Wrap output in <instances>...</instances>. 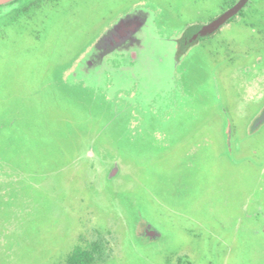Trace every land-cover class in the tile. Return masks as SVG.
Returning a JSON list of instances; mask_svg holds the SVG:
<instances>
[{"label":"rangeland","instance_id":"obj_1","mask_svg":"<svg viewBox=\"0 0 264 264\" xmlns=\"http://www.w3.org/2000/svg\"><path fill=\"white\" fill-rule=\"evenodd\" d=\"M216 2L59 0L4 28L0 159L16 166L0 167V264H60L80 235L90 239L96 231L111 243L98 264H264V124L249 131L264 97L242 93L235 73L240 56L220 60L222 107L212 105L204 114L187 107L154 114L124 103L126 110L113 117L102 98L65 86L63 93L38 66L60 48L82 51L131 7H160V30L207 21ZM218 36L237 51L252 46L243 27L224 28ZM128 114L168 132L170 144L156 151L147 144L128 155L104 145L102 121H124ZM195 116L200 121L186 122ZM225 126L240 145L233 157L223 149ZM97 142L107 155L123 159L120 176L107 188ZM192 142L199 153L187 166ZM143 178L154 198L141 193ZM141 195L149 201H140ZM139 219L160 237H139Z\"/></svg>","mask_w":264,"mask_h":264},{"label":"flooded vegetation","instance_id":"obj_2","mask_svg":"<svg viewBox=\"0 0 264 264\" xmlns=\"http://www.w3.org/2000/svg\"><path fill=\"white\" fill-rule=\"evenodd\" d=\"M216 1L213 11L208 10L209 17L205 22L181 24L174 26V29L160 25L159 31L162 35L174 38V56L177 60L174 67V82L169 89L160 90L153 96L146 98L143 104H132L128 100V97H132L136 92L135 85L126 86L121 82H114L113 78L115 79V77L111 75H108L110 80L106 81L105 90L103 88L95 89L92 86H86L83 81L73 84L67 82V74L98 37H95L87 47L76 54L63 47L56 54L50 55L48 63H45L43 66L38 65L42 72L41 77L53 81L54 88L59 89L63 93L66 92V89L72 93L85 89L93 97L102 98L109 105L108 113L114 112L113 117H117L120 112L125 111V107L138 108L141 111L154 114H163L180 107H187L189 110L202 114L212 105H215L217 108L222 107L220 105L221 94L218 87L217 75L220 60H229L232 63V59L240 56L242 62L236 66L235 73L240 78L242 93L264 97V0ZM14 2L17 3V6L0 15V38L3 36L6 26L15 24L23 17L28 20L32 19L36 3L41 2L45 6L49 3H57L59 0H15ZM14 2L2 5V7H9ZM25 6L28 8L25 9ZM134 7H146L153 10L155 13V23L157 16L161 13V8L158 6L152 8L146 5H137ZM134 7L123 11L120 15ZM162 9L164 10L163 7ZM166 10L172 13L170 9ZM228 27L246 28L252 40L250 50L246 46L242 50L237 51L235 48L233 49L235 45L232 41L218 38L223 29ZM33 49L31 50L33 51ZM63 54H65L64 58H62ZM2 55L3 52L0 47V61ZM248 55L250 58L246 61L244 58L248 57ZM116 57L120 58L119 55L109 58V61L115 67L120 63ZM68 58H70L69 62L64 65L63 63ZM29 63L30 66H35V62ZM64 86L66 89L62 88ZM124 103L126 104L125 107L121 106ZM263 107L264 101L257 108L253 119L259 115ZM113 117L102 121L103 123L100 125L99 132L101 131L106 140L103 144H109V147L117 149L118 154L124 153L128 155V152L131 153V151L144 149V147H147V144L150 145L151 151L160 150V148L167 147L170 144L166 138L169 137V133L164 132L163 129L158 130V127H155L153 124L140 125V123L129 118V114L128 119L124 121H116ZM196 117L186 122L193 123L200 121ZM222 133V139L224 140L223 149L228 156L233 157L234 153L236 154L240 149V145L234 141L232 133L226 126L223 127ZM104 145L97 142V148L101 156L100 160L102 163L107 164V171L103 179L104 186L107 188L113 186V181L116 177L120 176L121 161L123 162V159L120 158V155H107ZM197 150L198 147L193 142L188 146L186 149L185 165H194V160H196L199 153ZM141 165H143V162H141ZM143 167H141L142 170H146ZM139 186L141 193L142 189L147 190L149 196L154 198L150 191L151 188L147 187L144 178ZM140 201L148 202L149 200L148 197L141 195ZM147 222L149 221L144 219L142 230ZM141 238L149 240L146 237Z\"/></svg>","mask_w":264,"mask_h":264},{"label":"water","instance_id":"obj_3","mask_svg":"<svg viewBox=\"0 0 264 264\" xmlns=\"http://www.w3.org/2000/svg\"><path fill=\"white\" fill-rule=\"evenodd\" d=\"M15 0H0V15L17 6ZM14 2L9 7L2 5ZM119 55L120 63L113 66L109 58ZM174 38L162 35L155 23V13L146 7H134L120 15L105 28L96 41L77 61L67 74L66 80L73 84L83 81L95 89L105 88L108 75L114 82L135 85L136 92L128 100L143 104L146 98L160 90L169 89L174 82ZM264 123V107L249 127L254 132ZM143 237L155 240L160 231L146 223L141 231Z\"/></svg>","mask_w":264,"mask_h":264},{"label":"trees","instance_id":"obj_4","mask_svg":"<svg viewBox=\"0 0 264 264\" xmlns=\"http://www.w3.org/2000/svg\"><path fill=\"white\" fill-rule=\"evenodd\" d=\"M39 1V0H38ZM36 8L34 11L39 10L43 7L44 4L41 2L36 3ZM28 8L25 6V9ZM20 11V10H19ZM15 167L13 162L4 161L0 159V167ZM144 225V219H139L138 226L136 228V234L139 237L141 235V230ZM147 238V237H146ZM148 239V238H147ZM111 246L110 241L107 237L101 234V232L96 231L94 238H86L83 235H80L77 241L74 243L72 248L67 252L63 257L60 264H98L103 262L108 255V248ZM178 259L177 264H181Z\"/></svg>","mask_w":264,"mask_h":264}]
</instances>
